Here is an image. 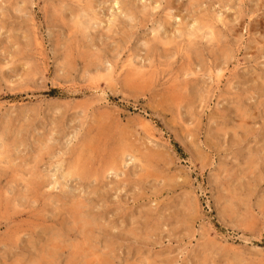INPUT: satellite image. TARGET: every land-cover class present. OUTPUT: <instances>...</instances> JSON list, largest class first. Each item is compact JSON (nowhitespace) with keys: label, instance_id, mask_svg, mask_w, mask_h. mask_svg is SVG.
I'll return each mask as SVG.
<instances>
[{"label":"rangeland","instance_id":"374dc122","mask_svg":"<svg viewBox=\"0 0 264 264\" xmlns=\"http://www.w3.org/2000/svg\"><path fill=\"white\" fill-rule=\"evenodd\" d=\"M108 258L264 264V0H0V264Z\"/></svg>","mask_w":264,"mask_h":264},{"label":"bare ground","instance_id":"6f19581e","mask_svg":"<svg viewBox=\"0 0 264 264\" xmlns=\"http://www.w3.org/2000/svg\"><path fill=\"white\" fill-rule=\"evenodd\" d=\"M88 7V6H87ZM91 12V11H90ZM203 17V16H202ZM217 18V17H216ZM211 19V18H210ZM203 23V22H202ZM211 24V23H210ZM208 26V25H207ZM208 30V29H207ZM227 30V29H226ZM229 30V29H228ZM227 30V31H228ZM193 31V30H192ZM213 31V30H212ZM199 32V31H198ZM190 33V32H189ZM194 33H195V31H194ZM212 34V33H211ZM205 37V36H204ZM156 49V48H155ZM197 55V54H196ZM224 55V54H223ZM142 85V84H141ZM122 143V142H121ZM72 174V173H71ZM105 258H106V256H105ZM101 259V258H100ZM103 262H104V260L103 259H101ZM101 261V262H102ZM106 261V260H105ZM109 262V258H108V261L107 262H105L106 264ZM100 264H102V263H100Z\"/></svg>","mask_w":264,"mask_h":264}]
</instances>
